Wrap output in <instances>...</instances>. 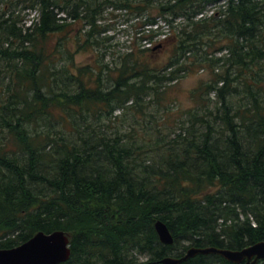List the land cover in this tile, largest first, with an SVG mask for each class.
<instances>
[{
	"label": "trees",
	"instance_id": "obj_1",
	"mask_svg": "<svg viewBox=\"0 0 264 264\" xmlns=\"http://www.w3.org/2000/svg\"><path fill=\"white\" fill-rule=\"evenodd\" d=\"M31 2L30 24L0 15V249L64 231L65 264H161L193 247L264 241V0ZM107 10L136 15L138 46L115 69L75 67V52L99 49ZM69 20L90 27L85 41L71 39ZM161 21L180 23L176 59L162 66L152 55ZM211 50L221 54L212 80L190 92L170 133L177 98L161 86L206 69ZM158 220L174 244L160 241Z\"/></svg>",
	"mask_w": 264,
	"mask_h": 264
},
{
	"label": "rangeland",
	"instance_id": "obj_2",
	"mask_svg": "<svg viewBox=\"0 0 264 264\" xmlns=\"http://www.w3.org/2000/svg\"><path fill=\"white\" fill-rule=\"evenodd\" d=\"M31 4V0H0V15L4 11H8V13L14 12L15 15L20 17L19 20L23 18L19 25H26V23L30 24V20L32 18L38 17L36 10L30 8ZM136 20L137 18L135 14H131L126 11L112 12L111 10H107L100 22L102 25L100 28L101 31L99 33L97 32L98 34H94V36L100 38L102 41L101 45H97L99 46V49H90L88 51L79 50V52H75L74 66L81 68L97 64V61H99V63L109 65L111 68L115 69L117 65H119L122 55L128 52L131 49V46H138V41L135 40L138 37L135 28ZM69 22L73 23L70 26V29H72L73 32L71 34V39L80 40V42H82L89 37L87 34L90 30L89 26H86L84 23L79 21L74 22V20H69ZM178 24L180 23L178 22L175 25V29H172L169 25H166L164 21H161V34L158 35L154 39V43H152L154 48L152 54L154 55L153 59L158 65L162 66L169 63L171 60L176 59L177 51L175 50L176 47H174V42L176 40L175 38H172V34L173 32L176 33L179 31L180 25ZM140 44L150 46V43L147 44V41L145 40L140 41ZM69 47L73 51H76L77 44L74 42L73 44H70ZM211 52L212 53L210 55H206L210 57L209 62L206 64V69H200V66H196L195 71L191 72L190 75H183L182 73V78L178 83L173 84L174 82H167L169 83L168 85L165 84L164 86H161L162 90H169V92H164L165 94H171V96L177 98V101H168L170 103L169 108L171 111V120H167L171 125H173L170 133H172L176 127L184 126L186 116H184V112L180 113V111L181 109L189 108L193 104L194 100L192 99L190 92L202 83L212 80L214 75L212 72L213 62L210 60L220 57L221 54L212 50ZM201 55H204L203 52L198 53L196 57ZM188 58L189 59L186 60L183 57L181 60L191 61L194 59L193 56H189ZM215 67L216 69L218 68L217 66ZM53 74L60 76L57 72H53ZM56 76H54V79H56ZM63 80L65 79L63 78ZM66 82V84H68V81ZM75 89L76 88L71 85L69 92L76 91ZM211 97L214 98L213 95ZM163 113L164 112H162V114ZM123 123L124 122L119 119L118 126L122 127ZM185 127L187 126L185 125Z\"/></svg>",
	"mask_w": 264,
	"mask_h": 264
},
{
	"label": "water",
	"instance_id": "obj_3",
	"mask_svg": "<svg viewBox=\"0 0 264 264\" xmlns=\"http://www.w3.org/2000/svg\"><path fill=\"white\" fill-rule=\"evenodd\" d=\"M156 230L163 244L171 245L175 239L169 227L156 223ZM70 239L64 231L47 234L39 232L31 240L14 249H0V264H61L71 257ZM216 254L235 264H258L264 259V241L242 250L193 247L181 257H166L162 264H182L198 255Z\"/></svg>",
	"mask_w": 264,
	"mask_h": 264
},
{
	"label": "clouds",
	"instance_id": "obj_4",
	"mask_svg": "<svg viewBox=\"0 0 264 264\" xmlns=\"http://www.w3.org/2000/svg\"><path fill=\"white\" fill-rule=\"evenodd\" d=\"M148 257L147 256H138L137 264H146Z\"/></svg>",
	"mask_w": 264,
	"mask_h": 264
},
{
	"label": "bare ground",
	"instance_id": "obj_5",
	"mask_svg": "<svg viewBox=\"0 0 264 264\" xmlns=\"http://www.w3.org/2000/svg\"><path fill=\"white\" fill-rule=\"evenodd\" d=\"M22 19H23V18H22ZM22 19H21V20H22ZM28 22H29V21H28ZM159 35H160V34H159ZM185 129H186V128H185ZM158 221H162V220H158ZM158 221H157V222H158ZM157 222H156V223H157ZM155 228H156V224H155ZM197 248H208V247H197ZM164 259H165V258H164Z\"/></svg>",
	"mask_w": 264,
	"mask_h": 264
}]
</instances>
